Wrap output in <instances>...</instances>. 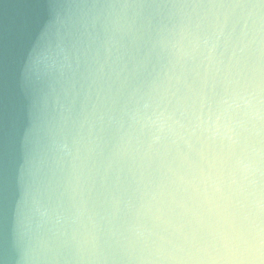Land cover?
<instances>
[{"label": "water", "instance_id": "obj_1", "mask_svg": "<svg viewBox=\"0 0 264 264\" xmlns=\"http://www.w3.org/2000/svg\"><path fill=\"white\" fill-rule=\"evenodd\" d=\"M233 2L260 0H0V264H33L36 239L57 230L71 244L93 223L107 233L132 222L141 173L231 177L233 153L255 140L252 123L242 102L219 103L225 92L194 38H215L222 25L216 54L235 53L247 84L255 54L237 52L247 25L218 10L181 36L188 10L169 5ZM110 4L138 7H94ZM258 75L264 97V44ZM59 139L82 163L75 197L71 158L52 149Z\"/></svg>", "mask_w": 264, "mask_h": 264}, {"label": "clouds", "instance_id": "obj_2", "mask_svg": "<svg viewBox=\"0 0 264 264\" xmlns=\"http://www.w3.org/2000/svg\"><path fill=\"white\" fill-rule=\"evenodd\" d=\"M109 9L138 7L125 4L99 5ZM169 7L188 10L180 27L181 36L199 28L203 17L223 10L236 12L247 25V40L243 48H251L255 61L250 68L248 83L241 80L239 60L235 53L228 59L216 54L223 26L217 28L215 38L205 35L194 38V47L201 44L205 58L214 66L218 83L225 95L219 103L227 109L240 107L252 123L255 138L243 155L233 153L232 175L199 170L192 175L177 173L169 168L155 181L141 173L145 185L142 201L135 219L105 233L98 223L82 235L73 233L72 243L59 241L62 230L52 236L36 239L33 264H264V150L260 145L264 123V97L259 81V59L264 44V0L258 3H186ZM178 48L179 41L172 43ZM164 113L150 119L158 122ZM217 116L212 120L215 125ZM237 124L239 122H236ZM228 127V139L236 144ZM153 141L159 139L154 136ZM74 143H78L75 142ZM52 149L72 162L71 195H77L82 163L78 151L65 139L53 140ZM238 174V179L236 178ZM235 186V187H232ZM44 207L48 215L49 210ZM79 216L73 217L75 223ZM61 217H56L59 224Z\"/></svg>", "mask_w": 264, "mask_h": 264}]
</instances>
